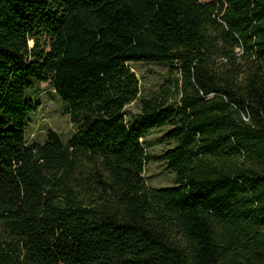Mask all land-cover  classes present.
<instances>
[{"label":"trees","instance_id":"1","mask_svg":"<svg viewBox=\"0 0 264 264\" xmlns=\"http://www.w3.org/2000/svg\"><path fill=\"white\" fill-rule=\"evenodd\" d=\"M35 82L67 144H28ZM0 264H264V0H0Z\"/></svg>","mask_w":264,"mask_h":264},{"label":"rangeland","instance_id":"2","mask_svg":"<svg viewBox=\"0 0 264 264\" xmlns=\"http://www.w3.org/2000/svg\"><path fill=\"white\" fill-rule=\"evenodd\" d=\"M209 1V0H202ZM132 70L141 80V90L144 96H154L161 93L162 87H169L168 67L159 63H131ZM35 85V86H34ZM29 91V97L35 103V112L30 116L27 123L28 144H44L48 130L57 132L64 144H67L72 136L78 131L79 126L71 121L64 103L55 93L49 83H34ZM174 92V91H173ZM132 113L139 112L135 105L128 107ZM168 131V127L151 131L144 138L148 153L160 155L168 149L162 137ZM144 177L149 187H171L175 183V175L169 171L164 163L150 162L145 167Z\"/></svg>","mask_w":264,"mask_h":264}]
</instances>
